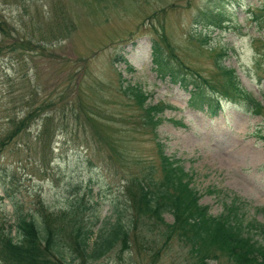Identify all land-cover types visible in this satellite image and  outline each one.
Masks as SVG:
<instances>
[{
    "label": "rangeland",
    "instance_id": "obj_1",
    "mask_svg": "<svg viewBox=\"0 0 264 264\" xmlns=\"http://www.w3.org/2000/svg\"><path fill=\"white\" fill-rule=\"evenodd\" d=\"M263 6L264 0H0V140L25 118L0 145V223L12 224L16 212L40 222L51 213L72 249L65 264H197L190 246L168 235L172 214L163 221L140 215L127 192L134 178L161 176L157 142L193 174L210 213L222 212L224 196L206 190L223 188L246 200V220L264 221V116L223 97L212 115L190 99L191 85L160 75L151 55L157 40L182 70L222 86L221 60L264 103L263 32L251 17ZM206 11L221 14L220 26L203 18ZM127 83L163 107L155 128L124 93ZM118 216L125 234L104 255L85 256L73 230H92L90 251ZM206 264L236 263L216 252Z\"/></svg>",
    "mask_w": 264,
    "mask_h": 264
},
{
    "label": "trees",
    "instance_id": "obj_2",
    "mask_svg": "<svg viewBox=\"0 0 264 264\" xmlns=\"http://www.w3.org/2000/svg\"><path fill=\"white\" fill-rule=\"evenodd\" d=\"M202 15L204 19L220 26L222 17L219 12L206 11ZM251 17L256 28L263 32L259 38V57L264 61V6L259 13H251ZM222 53L220 56L223 57L225 52ZM151 55L160 75H167L184 89L191 85L190 99L204 105L212 115L220 109L223 97L240 103L247 113L264 116V103L241 87L234 69L224 66L221 60L217 61V67L225 79L222 86L212 84L195 72L189 74L182 70L187 68L182 64L177 66L179 62L173 52L167 51L157 40L152 41ZM123 61L130 67L126 59ZM122 88L143 109L145 122L155 128L161 120L158 114L163 107L148 104L147 93L139 85L127 83ZM24 120L21 119L16 127L4 135L0 145L12 139ZM259 138L264 139V133ZM157 150L161 176L154 178L149 174L143 180L134 178L127 185V192L138 213L154 216L160 221H163L164 213H171L173 221L166 224L168 235H176L186 242L197 264H206L208 258L216 257V252L224 254L236 264H264V221L244 218L242 208L248 205L246 200L223 188L209 187L207 193L224 196L222 212L213 215L207 205L200 203L201 194L192 186L193 174L184 170L181 159L166 155L161 142H157ZM261 210L264 213V208ZM6 224L0 223V264H65L69 261L72 249L61 235L55 216L51 213H47L44 221L40 222L32 216L16 212L13 223ZM123 229L118 216L105 233L98 234V240L90 251L87 240L92 230L78 227L73 231L80 251L96 259L125 234Z\"/></svg>",
    "mask_w": 264,
    "mask_h": 264
}]
</instances>
